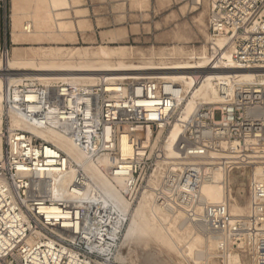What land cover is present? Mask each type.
<instances>
[{
    "label": "built area",
    "instance_id": "built-area-1",
    "mask_svg": "<svg viewBox=\"0 0 264 264\" xmlns=\"http://www.w3.org/2000/svg\"><path fill=\"white\" fill-rule=\"evenodd\" d=\"M3 6L0 0L2 16ZM207 47V70H215L231 48L228 67L264 71V0H210ZM0 54H8L5 42ZM215 82L218 102L198 105L186 118L179 110L182 88L158 79H25L6 86L0 104V264H119L123 222L99 189L87 186L80 167L52 144L12 127V119L69 138L121 184L128 204L149 194L154 206L181 213L214 238L221 260L238 251L252 264H264V77ZM174 125L187 143L169 158L165 145ZM71 168L62 195L49 175L66 179ZM256 168L260 176L254 178ZM243 170H252L246 211L232 216L228 179ZM207 184L221 185L219 202L203 197Z\"/></svg>",
    "mask_w": 264,
    "mask_h": 264
},
{
    "label": "bare ground",
    "instance_id": "bare-ground-1",
    "mask_svg": "<svg viewBox=\"0 0 264 264\" xmlns=\"http://www.w3.org/2000/svg\"><path fill=\"white\" fill-rule=\"evenodd\" d=\"M196 1L200 2L199 0ZM51 4L56 5V0H11L12 17L10 30L14 46L19 45L20 42L34 40L39 36L53 34V30L55 29L60 33L73 32L71 31L73 26L65 23L64 19L61 18V12L54 14L50 11ZM146 8L147 5L143 3L138 6L135 12L142 13ZM79 13H82V10L76 11V14ZM27 25H30L29 29H27ZM77 28H79L78 32H83V25H79ZM217 44L221 46L222 41H219ZM232 51L233 49L229 48L223 52L224 59L215 70H207L206 62L209 57H207L206 47H202L196 51L191 50L188 53L184 52L181 48H171L168 52L162 50L160 51L161 54L170 52L184 57V60L181 61L184 63L173 64L177 62L165 61L160 65L149 62L146 66L139 63L123 65L125 63L124 61L117 62L112 60H123L125 58V51H117L113 48H101L94 51L91 55L85 52L75 51L71 52L70 55L68 54V58H56L50 53V60L46 61H41L40 58H32L31 61H25L13 52L10 58H8V55L3 56L2 59L0 58V104L1 93L5 87L18 84L25 79L47 84L54 81L88 82L97 78L105 81L150 78L168 81L182 88L184 97L180 101L179 110L181 111L182 117L186 118L198 105L218 102L215 89L216 80L227 78L228 80L236 82H251L259 79L262 75L264 77V71L228 67L231 61ZM154 54L156 53L152 52L150 55ZM197 55H202V57L193 60L188 59L190 56H192L190 58H195ZM73 56H76L77 59H85V61H74L77 59L73 58ZM11 125L12 127L29 131L37 139L52 144L86 173L89 179L87 186L95 185L104 197L105 203L122 214L123 222L120 227V235H122L124 229L122 236L124 240H130L135 235H139L153 238L164 246H175L176 248L179 246L180 236H185L189 240V244L183 253L187 256L193 253L196 247L205 245L207 248L212 246L215 249L216 243L214 238L208 237V241H204L198 235V233L203 234L196 225L187 224L181 213H172L154 206L150 201L149 194L143 195L138 206L129 213V204L120 192L121 184L110 181L106 173L94 163L90 162L69 138L50 129L40 130L22 124L16 119H12ZM186 143L178 126L174 125L165 145L169 158L178 156L180 154L179 149L186 145ZM73 174V168L70 169L66 179H60L57 175L50 174L49 180L52 184V189L59 191L62 195L66 194L68 192L67 190H69ZM253 176L254 178L260 176V170L258 168L253 170ZM233 178L229 177V183H232ZM229 189L231 193V184ZM202 195L209 203L219 202L222 198L221 185H204ZM231 198L230 194V200L233 203L230 206L232 216L244 214L245 212L242 213L243 209L236 204L235 200L232 202ZM185 224L189 227H186L183 232H180V229ZM190 227L192 229L194 227V231L187 229ZM205 252L207 253V251ZM234 253L236 252H230L229 255L224 257V264H232V262L234 264H241L235 259L238 255ZM116 260L120 262L121 257L119 254H117ZM195 264L197 263L195 262Z\"/></svg>",
    "mask_w": 264,
    "mask_h": 264
},
{
    "label": "rangeland",
    "instance_id": "rangeland-1",
    "mask_svg": "<svg viewBox=\"0 0 264 264\" xmlns=\"http://www.w3.org/2000/svg\"><path fill=\"white\" fill-rule=\"evenodd\" d=\"M199 1L56 0V5L51 4L50 11L54 14L61 12V18L65 23L73 26L71 29L73 32L60 33L55 29L53 34L39 36L34 40L20 42L19 45L14 46L10 30L11 0H4V16L0 10V47L5 42L8 58L14 52L25 61H31L32 58H40L41 61L50 60V53L56 58H68L70 53L75 51L91 55L101 48H113L117 51H125L123 60L112 59L117 62L124 61L123 65L139 63L146 66L149 62L162 65L165 61H176L177 63L173 64H181L184 63L181 62L184 57L170 52L161 54L160 51L168 52L171 48H181L188 53L202 47H206L208 50L207 19L210 0ZM143 3L147 5L146 10L136 13L135 10ZM77 10H82V13L76 14ZM79 25H83V32H78ZM152 52L156 54L150 55ZM2 57L3 55L0 54L1 59ZM190 57L188 59L193 60L201 58L202 55H197L195 58ZM73 58L77 59L76 56ZM74 61L83 62L85 59ZM251 171L243 170L230 176L234 177L230 183L231 199L232 202L235 200L236 204L243 209L242 213L246 211ZM140 200L133 205L129 204V213L138 206ZM187 224L182 226L180 232L189 227ZM190 228L187 229L194 231V227ZM123 232L124 229L118 244L117 254L121 257L120 262L118 261L119 264H195V262L197 264H224L212 246L210 248L205 245L196 247L190 255L184 254L183 251L189 244V240L185 236H180L179 246L175 248V246H164L153 238L139 235H135L130 240H124ZM198 235L204 241H208V236L199 233ZM233 252H236L234 254H237L238 257L235 259L241 264H252L238 251ZM232 264L234 263L232 262Z\"/></svg>",
    "mask_w": 264,
    "mask_h": 264
}]
</instances>
